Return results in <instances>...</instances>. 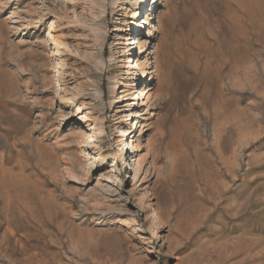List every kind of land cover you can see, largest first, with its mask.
<instances>
[{
    "label": "rangeland",
    "instance_id": "obj_1",
    "mask_svg": "<svg viewBox=\"0 0 264 264\" xmlns=\"http://www.w3.org/2000/svg\"><path fill=\"white\" fill-rule=\"evenodd\" d=\"M152 2L0 0V264H264V0Z\"/></svg>",
    "mask_w": 264,
    "mask_h": 264
},
{
    "label": "bare ground",
    "instance_id": "obj_2",
    "mask_svg": "<svg viewBox=\"0 0 264 264\" xmlns=\"http://www.w3.org/2000/svg\"><path fill=\"white\" fill-rule=\"evenodd\" d=\"M152 4H155V0H153ZM133 50H134V44H133V46H132V48H131L130 51H133ZM141 77H144V76L142 75ZM124 86H126V85H124ZM56 90H57V91H56V94H57V95L62 94V89H61V87H57ZM137 90H138V89H137ZM139 94H142V92H140ZM138 98H139V97H138ZM66 100H67V99H66ZM63 103H66V101H63ZM117 104H120V102L118 101ZM113 113H114V116H115V117H116L118 114H120L119 111H115V112H113ZM131 117L134 118L133 115H131ZM75 118H76V123H77V122H82V121H89V120L86 119L82 114H75ZM117 119H118V117L115 118V120H117ZM127 149H129V150H133V149H134V145H133L132 143H130ZM133 153H134V152H132V154H133ZM102 166H103V165L101 164V165L99 166L98 170H99ZM115 166H116V164L113 165V168H114V169L116 168ZM114 169H112V171H113Z\"/></svg>",
    "mask_w": 264,
    "mask_h": 264
}]
</instances>
